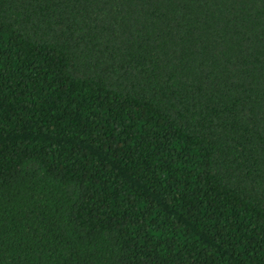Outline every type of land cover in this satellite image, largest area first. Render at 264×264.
<instances>
[{
  "label": "trees",
  "instance_id": "1",
  "mask_svg": "<svg viewBox=\"0 0 264 264\" xmlns=\"http://www.w3.org/2000/svg\"><path fill=\"white\" fill-rule=\"evenodd\" d=\"M0 264H264V0H0Z\"/></svg>",
  "mask_w": 264,
  "mask_h": 264
}]
</instances>
